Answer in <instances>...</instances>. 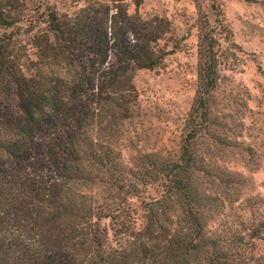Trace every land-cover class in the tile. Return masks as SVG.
<instances>
[{"label":"rangeland","instance_id":"obj_1","mask_svg":"<svg viewBox=\"0 0 264 264\" xmlns=\"http://www.w3.org/2000/svg\"><path fill=\"white\" fill-rule=\"evenodd\" d=\"M135 1L122 0L129 14L158 16L170 27L158 42L161 63L133 75L132 115L118 120L109 137L110 130L99 129L111 163L94 166L92 181L77 186L98 224L91 228L98 234L105 228L107 236L102 250L85 247L82 261L93 262L103 252L131 253L140 244L163 247L186 231L181 219L190 216L210 240L188 260L204 264L216 253L223 256L219 262L264 260V0H215L216 8L213 0H142L138 8ZM88 2L115 0H24L21 21L6 29L25 49L24 68L40 66L32 36L51 35L49 13L73 16ZM203 16L218 44L217 81L202 119L192 106ZM48 69L64 74L42 68ZM194 124L193 156L186 164L182 145ZM175 179L184 188L178 194L171 187ZM103 214L108 217L99 219Z\"/></svg>","mask_w":264,"mask_h":264},{"label":"trees","instance_id":"obj_2","mask_svg":"<svg viewBox=\"0 0 264 264\" xmlns=\"http://www.w3.org/2000/svg\"><path fill=\"white\" fill-rule=\"evenodd\" d=\"M141 3L136 0V8ZM24 8V0H0V264H201L188 259L210 238L194 216L181 219L192 227L174 233L163 247L140 244L131 253L103 252L93 262L82 261L87 259L85 247L102 250L107 236L105 228L99 234L91 228L98 224L77 186L92 181L94 166L111 163L101 130H110L109 137L118 120L132 115L137 100L133 75L161 63L158 42L169 21L129 14L122 0L111 5L88 2L73 16L51 11V35L32 36L40 66L30 72L24 68L25 49L18 37L6 31L21 21ZM203 23L192 106L201 118L217 81L218 44L204 16ZM45 66L64 74L42 70ZM194 126L182 145L180 159L186 164L192 161ZM171 187L175 194L184 189L178 179ZM157 216L152 223H158ZM222 258L211 254L204 264H250L219 262Z\"/></svg>","mask_w":264,"mask_h":264}]
</instances>
